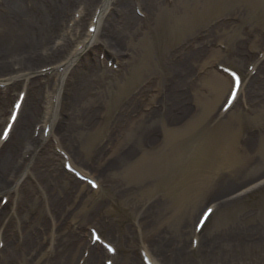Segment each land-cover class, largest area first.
I'll return each instance as SVG.
<instances>
[{
	"label": "rangeland",
	"instance_id": "374dc122",
	"mask_svg": "<svg viewBox=\"0 0 264 264\" xmlns=\"http://www.w3.org/2000/svg\"><path fill=\"white\" fill-rule=\"evenodd\" d=\"M26 1L30 0H21L24 8ZM143 1L146 3L145 0ZM183 1L174 0L170 5L169 2L160 0L162 6L156 18L151 17L150 23H142L143 26H148L147 31L139 22L131 32L130 46L125 45L118 55L107 50L116 59H119V67L115 69L118 71L102 70L101 78L104 81L110 80L111 89H105L101 98L96 101L93 108L95 112H89L90 122L98 123L102 127L96 136L75 132L62 139L66 148L75 156L78 167L89 171L90 175L92 174L105 185V188L94 200H90L91 194L88 190H85L87 194L85 191L82 192L88 197L85 198L84 202L79 201L75 205L68 199V203L77 208L73 213L68 212L63 217L59 214L58 238H61L64 229L72 238L76 237L70 223L78 225L84 233H87L89 227L95 226L106 238L116 241L120 252L116 264H131L130 257L139 255L140 249L149 245L150 251L153 252V242L158 244L156 241L152 242L157 237L150 235L148 238L147 233L144 235L146 237L136 238L138 222L145 215L140 211L139 205L141 207L145 205L144 208L151 207L146 213L151 212V218L154 219L153 223L157 222L156 224H158L160 222L162 228H165L164 234L170 237L167 238L168 241L164 244V248L170 249L171 246L177 247L176 245H185L186 247L191 245L194 238L191 231L197 218L207 205L212 204L216 208L215 214L197 237L199 240L203 239L202 248L203 245L206 246L205 248L211 247L213 242V246L219 244L218 260L223 256V239L228 237L229 232L240 231V228L249 232V230H257L261 226L264 227V182H262L264 178V114L260 115L255 108H252L257 107L261 102L264 103V91L258 90L264 85V60H262L263 65L260 70H257V74L248 79L241 100L222 117L219 110L230 87L227 86L226 91L220 94L213 89L209 82L210 74L212 75L218 70V65L235 68L241 71L246 78L250 72L248 70L249 65L257 61L259 53L264 50V0H187L188 8L184 7ZM152 2L153 0L149 1L148 4H152ZM131 11L132 13L134 11L132 7ZM143 11L147 14L146 9ZM120 12L122 13V11ZM151 12L150 5L148 8L149 17ZM221 21L226 25L218 26L213 35L202 39L203 36L207 37L206 33L210 24ZM122 22V24L117 25L124 26L126 21L122 20ZM205 26L208 28L204 29ZM145 31L147 36H140ZM34 34L37 36L36 32ZM192 39H194L195 45L201 47L202 51H199L203 54L197 62L192 63L193 65L184 75V82H180L177 87L187 89L185 94L190 92L189 95L186 94L187 97L183 98V101L192 106L194 104L197 112L193 114V108L188 106L191 113V118L188 119L191 127L187 135L180 139L178 154L170 156V152L165 148L164 141L167 140L166 137L168 138L169 134L168 125L172 123L167 121V116H160L152 122L145 120L147 123L138 128L131 130L129 127L128 132L131 133L132 137H126L125 140L123 139L118 145H115L111 151L113 154L106 158V162H108L119 154L122 146L127 145L141 153L140 156L146 158L158 156L156 161L150 162V171H147L150 173L149 177H143L137 182L127 180L125 172L128 164L123 158H121L123 166L118 173L114 170L107 174L99 172L91 164L92 161L98 160L99 151H97V147L94 149L95 146L110 130L112 123L114 129L120 125L123 128L127 126L123 120V115L116 117L122 107L120 102H125L128 94H133L140 84L152 80L151 85L140 93L141 105L139 107H131L129 104L126 106L128 110L133 109V119L141 118L143 120L142 115L150 113L156 103L159 102L157 90L163 84H171L170 80H180V74H175L169 69H162L163 67L166 69V65L172 63V57H169L168 52L173 45L180 42L190 43ZM142 41H145L144 45ZM147 43L150 46L149 50L146 48ZM211 44L213 45L210 46ZM126 49L129 50L124 53ZM235 51L243 52L245 56L238 58ZM142 52L145 53V56H141ZM123 53L126 55L124 56ZM37 54L38 51L35 55ZM132 55V64L139 61L140 57L137 55L143 57L139 61L140 65H129ZM123 64H125L124 70ZM107 72L109 75L105 74ZM259 79L261 80L258 83L259 86L254 91L251 83L253 80L258 82ZM3 94H0V100L5 99L3 100L4 113L0 115V128L11 103L8 95ZM206 100L214 101L216 105H214L213 110L207 108L208 102H205ZM87 102L93 103L94 98H89ZM172 102L176 108L177 101ZM179 104H183V102ZM101 106L102 109H100ZM128 110L122 109L124 116ZM156 115L159 114L156 113ZM121 118L123 121H119ZM127 128L122 129L124 134ZM118 132L120 129H117ZM152 132H156L155 138L149 136ZM249 137V141L246 142ZM157 138L162 141L160 145ZM82 139H85L83 145L79 143ZM217 144L223 145V147L230 145L240 162L233 173L229 169L223 168L218 172L220 175L211 181L206 178L208 175L212 176V169L210 168L213 167H210L208 162L211 161L212 153ZM93 145L94 148H92ZM93 149L94 153L92 152ZM209 151L211 154H208ZM48 161L46 163L49 164L46 167L50 169L52 167L50 163L53 162L51 159ZM233 177L237 179V183L226 192H220L218 181ZM70 180L69 177H66L64 181L59 183L60 185H57L56 180L47 183L45 179V184L51 191L48 190L49 202L52 203V198L57 197V203H62L58 198L63 199L66 193H69ZM252 185L255 187L252 188ZM23 187L27 189L31 186L25 184ZM75 188H78V185L75 184L73 189ZM30 191L39 202V194L36 195L34 191ZM70 196L72 195L69 194L68 198ZM17 198L19 199L17 196L14 197L16 203ZM154 202H157L158 206L153 208ZM37 205H27L24 210L25 215L16 217V220L22 223L20 227L23 226L24 235H26L24 243L26 250L22 254H18L16 251L20 253L21 251L15 249V258L10 261L12 263L3 260L0 264H22L25 258L30 255L29 246L32 243L37 245L38 252L36 251V253L41 257V262L39 261L38 264L57 263V259L50 260L44 256V248L42 247V245L48 244L47 232L52 227L49 208L45 205L39 207L40 203ZM65 205L66 203L60 207L61 214ZM9 213L10 211L7 212V214ZM64 217L66 222L63 221ZM175 232L184 235V242H181L174 235ZM32 236L41 237L38 240H42V245L37 243L35 238L32 239ZM253 237L254 235L250 234L247 235V238L241 237L242 239L232 240L236 246L231 250V253L236 257L237 263L264 264V239L260 242L256 235L255 239ZM69 239H63L67 243H61L60 239L58 248L60 251H63L67 244H72L68 241ZM171 243L172 245L169 247ZM83 244L84 241H81L80 248ZM236 248L238 249L235 251ZM200 250L197 249L192 253L187 252V259L193 264H203ZM81 253L82 249L78 251L72 264H77ZM156 255L160 257L158 254ZM36 260L30 261L28 264H37ZM101 263L104 264V262ZM222 263L223 261H219L215 264Z\"/></svg>",
	"mask_w": 264,
	"mask_h": 264
},
{
	"label": "bare ground",
	"instance_id": "6f19581e",
	"mask_svg": "<svg viewBox=\"0 0 264 264\" xmlns=\"http://www.w3.org/2000/svg\"><path fill=\"white\" fill-rule=\"evenodd\" d=\"M77 1L78 0H32V2L34 3L32 12L28 11L27 1L25 2V8L22 6L21 0H5L3 5L0 6V81L4 83L16 82L20 85H22L24 81V83H28L27 86H29V96L27 98V103L25 101L20 121H17L15 131H13L15 134V138L10 137V139L7 141V144H5L0 151V191H5V189L9 190L11 184H7L8 180L9 182L13 183L16 178L21 177L20 174L23 171H25V173H30L33 177H35V180L38 183V185H36L35 187V190H33L31 187L24 189L23 186V188L21 187L20 190L15 188V194L19 197L20 201L17 198V208L14 214L16 216L13 215L14 218L12 222V218L9 220L7 226V234H9L15 227L17 223L16 217L18 215H25L24 210L27 205H39V202L35 199L33 193L30 190L34 191L35 193V191H38L37 187H39V190L41 188L45 189L47 187V185L45 184V179L47 183L51 180H53V182L54 180H56L57 185H60L59 183L64 181V179H66L67 175L69 174L66 170H64V168L61 167L59 162L55 163L54 159H52L49 155L48 151L51 143L50 141L45 140V136L39 137L37 140L32 139L31 142L35 151L34 158L32 157L31 153L30 158L19 160L20 153L18 154L17 147L21 146V148L23 149V147L26 145V142L30 141V138H32L33 125L36 122L35 120L41 113L39 104L42 103L41 101L43 87H48L50 96L53 98H57L58 102L57 104H54V109L48 110L49 113L46 114L44 116V119H42L41 121L45 125H51L55 137H58V141L63 147L65 145L62 142V139H65V136L67 135L70 136L71 133L77 132L84 133L89 136H96V133L102 126L98 123L90 122L89 112H95L93 108L95 107L97 99L101 98L105 89L110 90L111 85L110 80L104 81L101 78V74L103 72L101 70L103 69L101 68L102 62L97 61V59H95V56L99 53V48L104 49L106 47L109 52L118 55L119 51L121 52L125 45H131V32L133 31L134 27L137 26V23H144L140 18L136 16L134 12L132 13L131 11V7L132 10L134 9L133 3L135 2V0H90V3L85 6V9L81 14V27H84V23L89 19H91V26L93 24L92 20L94 16H96L97 12L100 10L98 16L99 31H97L95 35H92L89 31H87V33L84 34L85 37L82 40L78 41L77 45H75L74 36L72 35L74 34V30H70L69 28H66L65 30V26L67 20L70 19L72 5ZM145 1L146 3L143 0H139V5L143 10L146 9L147 13L148 8L151 5L152 12L148 20V22L150 23L151 17L153 19L156 18L158 11L162 5L160 3V0H153L152 4H148V2L151 0ZM114 4L118 5L113 6V9L109 10L110 5ZM182 4L184 5V7H189L187 0H184ZM115 9L122 11L121 16L115 15ZM122 20L126 21L124 26L117 25L122 24ZM224 25L226 24H223V22L218 24L219 27ZM218 26H215L213 27V29L208 30L206 38H208L210 35H213ZM142 27H144L143 29L146 30L148 26H143L142 24ZM13 31L15 32L13 33ZM146 31L143 32L140 36L146 37ZM35 32L37 36H35ZM59 32L67 33L68 44L66 42L58 41L57 39L54 41L55 36ZM94 37H97L96 42H99V47H96V42H92ZM186 39L188 40V38ZM51 42H54L55 48L52 47ZM144 42L142 41L143 45ZM194 42V39H192L190 43L180 42L173 45L168 52L169 54H171L172 63L168 62L170 65L167 64L165 67L166 69H164V67L162 68L163 70L169 69L170 71H174L175 74H180V80L178 81L174 79L176 80L175 84L171 88L166 89V95L170 97L168 103H170V101H177L176 108L175 104H166L165 110L167 114V121L172 123L168 125L169 134L168 138L166 137L167 140L164 141L165 148H167V151L170 152V156H175L178 154L180 139L184 135H187L191 127V124L189 125L188 120L191 118V113L189 111V108L184 105L185 103L183 101V98L187 97L186 94L189 95L190 92L188 91L185 94L181 92L182 90H184V88L179 89V87L177 86L180 84V82H184V75L187 73L190 66L197 62V60H199V58L203 54L202 52H200L202 51V49L199 46L195 45ZM71 46L74 47L70 49ZM146 48L147 50H149L150 48V46H148V43L146 44ZM191 48L194 49L191 50ZM127 50L129 49H126L124 53H126ZM37 51L38 54L35 55ZM124 53L123 55L125 56L126 54ZM235 55L238 58H243L245 56V53L235 51ZM138 56L140 57V61L143 58L141 56H145V53L142 52L141 56L137 55V57ZM139 61H135L132 64V55L129 60V65H140ZM15 63H17L20 67L18 71H15V69L13 70ZM46 67H67V70L66 73L57 74V77H46L47 81L42 84L40 83V77L38 76L39 73L43 72V70L41 69ZM105 71L108 70L105 69ZM216 72L212 75L210 74L209 82L214 90H217L220 94H222V92L226 91L227 86L230 87L231 80L228 77H225L223 73L221 74L219 72ZM105 74L109 75L108 72ZM33 75L35 76L30 77ZM253 81L251 83V86L252 88H254V91H256L257 87L259 86L258 83H260L261 80L259 79L258 82ZM146 87L142 89V91L147 89ZM260 89L264 91V85L262 86V88H258V90ZM89 98H94V102L88 103L87 101ZM141 102L142 97L140 94L138 98L134 97L129 100V102L123 109L127 111L128 107L126 108V106L128 104L131 107H139L141 105ZM181 102H183V104H179ZM205 102H208L207 108H212V110L214 105H216L212 100H206ZM2 107L3 102L0 100V112L2 110ZM48 107L51 108V103ZM252 108H255L258 114H264H261V112L264 111L263 102H261V104H259L257 107ZM100 109H102V106L100 107ZM258 110L260 111L258 112ZM132 112L133 109H129L126 113V116L129 119V123L126 126V128H128L125 132L124 140L126 137H132L131 133L128 132L129 127H131L130 129L132 130L134 128L142 126L143 124H146V121L152 122L154 119L160 117V115H156V110H152L147 114L142 113V117L144 118L143 120L141 118L135 120L131 118ZM122 115L124 116V114ZM41 118L42 115L40 119ZM120 127L121 125L114 129L109 138V141L113 142V145L109 152L112 151L113 147L115 146L114 143L116 141H118L119 143L121 142L118 139L119 133L123 132L122 127ZM117 129H120V132L117 133ZM249 139L250 137L246 142H248ZM79 143L81 145L85 144V139L80 140ZM99 143L95 146V148L93 145L92 148L96 149ZM64 149H67V152L69 151L66 146L64 147ZM94 149L92 150L93 153ZM102 151V149H99L100 154H102ZM70 153L69 154L71 156L73 153ZM111 154L113 153L108 154L107 152L98 171L102 174H107L112 170L118 173L120 169H122L123 162L121 158H123V160L127 161L128 164L127 171L125 172V177L127 178V180L132 182H137V180L143 177H149L150 173L147 171H150V162L156 161L158 159V156H151L148 158L140 156L141 153H138L135 149L132 148V146L129 145L122 146V148L119 150V154L106 162L107 156H110ZM208 154H211V152L209 151ZM72 157L73 159H75L74 155H72ZM48 159H51L53 162L50 163L52 166L50 169L46 167V165L49 164L46 163ZM239 162L240 161L238 156L234 153L232 148H230V145H226V147H223V145L217 144L215 147V151L212 153V159L208 162V165L210 167H213L210 168L212 169V176L208 175L206 176V178H209L208 180L212 181V179L220 175L218 172L223 168L229 169L230 172L233 173L236 169V166L239 165ZM218 182L219 183L217 184L219 186L218 189H220V192H226L237 183V179L233 177L231 179L219 180ZM81 184V188L74 189L75 193L72 197L67 198L66 201H62V203L60 204H55L57 202V197H53L50 207L56 206V209H59V207H63V204L66 203L63 213L61 214L59 211L61 217L65 216L68 212L73 213L77 207L70 205L68 203V199H70L76 205L79 201L84 202L85 198L87 197L82 193L85 190V186L83 183ZM45 202L46 201H40L39 207ZM155 206H158L157 202H154L153 208ZM50 207L48 208L50 209ZM144 207L145 205H143V207L139 205V208L141 209L140 211L145 214L143 216V219L141 218L139 220L142 228V230L140 229V234L143 237L148 236V238L150 235H154L153 237H157L156 240H152V242H158L157 245L153 242L154 249L152 248L157 262L159 264H193L189 259H187L188 247H186L185 245L175 248L174 251L164 248V244L168 241L167 238H169L170 236L164 234L166 231L165 228H162L160 222H158V224H156L157 222L153 223L154 219L151 218V212L149 214L146 213L151 209V207ZM5 210L6 209L4 208L3 211ZM64 219L66 218L64 217ZM261 227H259L257 230H249V232L248 230L244 231V228H240V231L229 232L227 235L228 237H226V239H223V256L220 260H218L217 258L220 251L219 244L213 246V242L211 247H207L208 249L205 248V245H203L202 248L203 239H201L198 246L199 250L201 248V262L203 264H215L219 261H223L222 264H239L236 262V257L231 253V250L236 246L234 245L232 240H238L241 237L247 238V235L253 234V238H255L256 235L257 238L260 239V242H262L264 239V227ZM174 235L177 236L181 242L184 240V235H181V233L175 232ZM31 238H35L34 240L37 241L39 237L36 238V236H33ZM62 238H70L68 241L72 242V244H67L63 251H60L58 249L60 245V239L61 243L66 242ZM15 242H17L16 239L13 236H10L9 243L3 247L6 250L3 254V258L6 259V262H10L15 258V251L11 248V245L15 244ZM33 244L34 243L30 244L29 246V257H26L22 264H28L30 261H35L36 259L37 264L39 261L41 262V257H39L36 253L37 245ZM171 245L172 243L169 245V247ZM80 247L81 241L75 237L72 238L67 230L64 229V232L61 233V238H58L56 257L54 258L55 260H58L56 264H72L74 257L76 256L78 251L82 249ZM148 248L151 249L149 245ZM204 248L205 250H202ZM95 249H93L91 256L88 258L87 264H101L102 257L107 253L105 249L101 248L99 245H97V249ZM237 249L238 248H236L235 251ZM23 250H26L25 245H23ZM156 254H158L160 257H158ZM44 256H46L47 258V255L44 254ZM130 260L131 264H143L139 260L137 255L136 257H130Z\"/></svg>",
	"mask_w": 264,
	"mask_h": 264
},
{
	"label": "snow or ice",
	"instance_id": "6c2138e0",
	"mask_svg": "<svg viewBox=\"0 0 264 264\" xmlns=\"http://www.w3.org/2000/svg\"><path fill=\"white\" fill-rule=\"evenodd\" d=\"M233 75H235L234 73H233ZM237 84H239V78H237ZM17 107H19V105H17ZM11 119L13 120V121H15L16 120V116L15 115H13L12 117H11ZM9 127H11V126H9ZM7 133H5V135H6ZM111 250V249H110Z\"/></svg>",
	"mask_w": 264,
	"mask_h": 264
}]
</instances>
